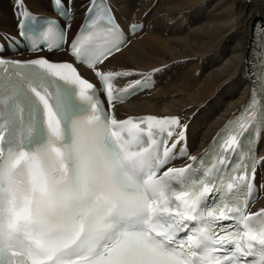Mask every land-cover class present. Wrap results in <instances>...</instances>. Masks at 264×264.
Here are the masks:
<instances>
[{
  "label": "snow or ice",
  "instance_id": "1",
  "mask_svg": "<svg viewBox=\"0 0 264 264\" xmlns=\"http://www.w3.org/2000/svg\"><path fill=\"white\" fill-rule=\"evenodd\" d=\"M51 2L64 25L16 0L19 37L35 52L67 45L72 60L12 59L0 45V264H264V207L252 211L264 193V19L245 58L248 102L193 155L182 113L118 118L164 70L106 67L143 23L125 31L112 0H83L69 40L76 0Z\"/></svg>",
  "mask_w": 264,
  "mask_h": 264
},
{
  "label": "bare ground",
  "instance_id": "2",
  "mask_svg": "<svg viewBox=\"0 0 264 264\" xmlns=\"http://www.w3.org/2000/svg\"><path fill=\"white\" fill-rule=\"evenodd\" d=\"M6 2L0 0V33L8 35L15 31V20L1 7ZM112 2L126 25L143 22L144 28L106 67L145 72L164 68L153 77L154 90H148L128 104H117L119 114L126 117L182 113L189 125L187 144L190 143L195 153L202 150L249 97L251 84L244 75L245 58L252 24L264 19V0ZM23 3L37 12L50 10V0H23ZM82 3L83 0H76L71 25H77L84 16ZM15 7L13 12L18 15L21 9L16 2ZM59 54L55 52L53 57ZM125 83L120 80L119 86ZM260 155L264 156V141ZM261 182H264V166ZM263 206L264 193H261L258 207Z\"/></svg>",
  "mask_w": 264,
  "mask_h": 264
},
{
  "label": "rangeland",
  "instance_id": "3",
  "mask_svg": "<svg viewBox=\"0 0 264 264\" xmlns=\"http://www.w3.org/2000/svg\"><path fill=\"white\" fill-rule=\"evenodd\" d=\"M15 2H16V0H7V2L6 3H3L2 5H1V7L3 8V10H5V11H7L9 14H10V16H12L13 17V19H14V10L15 9H17L16 7H15ZM14 22V21H13ZM14 26H15V22H14Z\"/></svg>",
  "mask_w": 264,
  "mask_h": 264
}]
</instances>
